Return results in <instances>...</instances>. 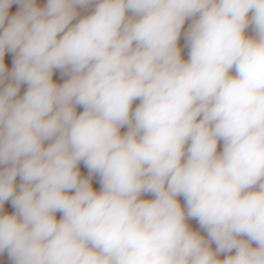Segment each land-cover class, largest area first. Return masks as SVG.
<instances>
[{
    "label": "clouds",
    "instance_id": "obj_1",
    "mask_svg": "<svg viewBox=\"0 0 264 264\" xmlns=\"http://www.w3.org/2000/svg\"><path fill=\"white\" fill-rule=\"evenodd\" d=\"M0 29L12 264H264V0H0Z\"/></svg>",
    "mask_w": 264,
    "mask_h": 264
},
{
    "label": "built area",
    "instance_id": "obj_2",
    "mask_svg": "<svg viewBox=\"0 0 264 264\" xmlns=\"http://www.w3.org/2000/svg\"><path fill=\"white\" fill-rule=\"evenodd\" d=\"M38 4L37 6H40V7H43L45 4H46V0H38ZM20 5L18 3H13L9 9H8V18H11L12 15H14L17 11L20 10ZM95 5L94 4H89V5H86V6H78L77 7V12H78V17L77 19L79 18H82L84 15H88L91 13V11L94 9ZM75 23V21H73ZM7 26V19L5 21V27ZM0 31H2V29H0ZM245 33L246 35L248 36H254L255 33L253 31V28L252 26H249V28H247L245 30ZM178 46L181 48L182 52V58L187 60L188 58V47L186 45V40L185 38L183 37H180L179 41H178ZM14 56V53H8L6 52L5 54V61H6V68L8 71L11 70V67H12V58ZM67 77H62L60 74H59V70H57L55 73H54V80L58 83H62L64 79H66ZM8 82V80L6 79L5 80V84ZM4 85H0V88H2ZM26 85H22L21 86V90H20V93L18 95H23L24 91L26 90ZM139 101H136L134 102L133 104V108L136 106V104H138ZM83 109L82 108H78L77 111H82ZM124 131H126V128H122L121 129V132L123 133ZM80 167V170H81V174L82 176H87L88 172H87V169L84 167L83 165V162H81V164L79 165ZM92 183H93V187L95 190L99 191L100 189V184H99V177L98 176H93V179H92ZM143 198H152L150 195H145ZM180 201H181V204L183 205V198H179ZM5 213H11L12 211H14V209L11 208L10 206V203L9 202H6L5 204V209H4ZM60 217V213H57V218L59 219ZM189 223V226L192 227L194 230H199L201 232L202 235H205L206 236V233L203 232V230L199 229V225L198 223L195 221V220H189L188 221ZM225 255H227L225 253ZM0 264H12V262L8 259V256H7V252L5 253H0Z\"/></svg>",
    "mask_w": 264,
    "mask_h": 264
},
{
    "label": "rangeland",
    "instance_id": "obj_3",
    "mask_svg": "<svg viewBox=\"0 0 264 264\" xmlns=\"http://www.w3.org/2000/svg\"><path fill=\"white\" fill-rule=\"evenodd\" d=\"M37 4L39 3L38 0H36ZM191 19L187 20L185 22V25H184V28L182 29V32H181V37L185 38L184 36V33L187 31L189 25L191 24ZM222 147H223V144L222 142L218 145V151L222 150ZM19 177L17 178V184H19ZM215 247V245H213V248ZM225 256V254H221L220 258L223 259Z\"/></svg>",
    "mask_w": 264,
    "mask_h": 264
}]
</instances>
